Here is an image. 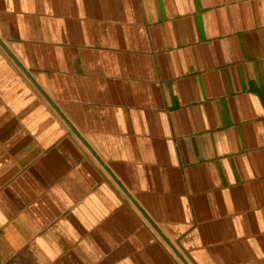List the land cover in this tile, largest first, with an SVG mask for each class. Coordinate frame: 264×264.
Listing matches in <instances>:
<instances>
[{
    "label": "crops",
    "instance_id": "1",
    "mask_svg": "<svg viewBox=\"0 0 264 264\" xmlns=\"http://www.w3.org/2000/svg\"><path fill=\"white\" fill-rule=\"evenodd\" d=\"M0 264H264V0H0Z\"/></svg>",
    "mask_w": 264,
    "mask_h": 264
}]
</instances>
